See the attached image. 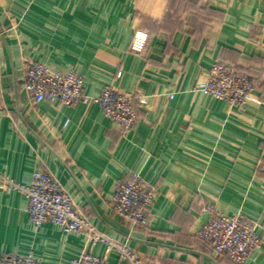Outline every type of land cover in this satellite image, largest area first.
Instances as JSON below:
<instances>
[{
    "label": "crops",
    "instance_id": "crops-1",
    "mask_svg": "<svg viewBox=\"0 0 264 264\" xmlns=\"http://www.w3.org/2000/svg\"><path fill=\"white\" fill-rule=\"evenodd\" d=\"M262 25L264 0H0V172L21 183L50 173L96 229L146 264H234L194 234L210 201L255 225L261 247L243 264H264ZM219 58L245 69L261 104L238 109L192 91ZM31 60L78 71L83 99L34 103L20 87ZM105 84L134 95L126 135L93 101ZM132 173L156 191L146 229H131L111 206L115 182ZM82 251L126 264L56 224L35 227L25 197L0 187V252L69 264Z\"/></svg>",
    "mask_w": 264,
    "mask_h": 264
},
{
    "label": "built area",
    "instance_id": "built-area-1",
    "mask_svg": "<svg viewBox=\"0 0 264 264\" xmlns=\"http://www.w3.org/2000/svg\"><path fill=\"white\" fill-rule=\"evenodd\" d=\"M260 30L264 32V25ZM134 37L141 42L147 40L146 33L136 32ZM20 87L34 103L46 101L73 106L84 97V78L78 71H60L33 60L25 64ZM192 91L225 101L238 109H243L248 102L262 103L254 96V86L245 69L222 58L212 63L207 78L199 80ZM133 97L134 95L123 93L111 84H105L93 101L100 106L113 126L126 135L132 131L137 121ZM169 97L172 98L173 93ZM135 98L138 106L147 105V97L144 95L139 94ZM0 187L5 191L19 192L25 197V209L35 227L51 222L65 235H82L90 247L97 243L104 244L106 252L114 251L126 264H146L135 247L96 229L50 173L34 171L28 183H21L0 172ZM155 193V188L148 181L137 173H132L129 178L115 182L111 206L131 229H146ZM200 210L206 214V219L195 229L194 234L200 242L210 247L214 255L226 254L234 264H243L261 247L255 225L243 222L239 213L221 212L210 201L202 203ZM0 264L43 263L31 252H0ZM69 264H107V261L105 256L82 251L71 258Z\"/></svg>",
    "mask_w": 264,
    "mask_h": 264
}]
</instances>
